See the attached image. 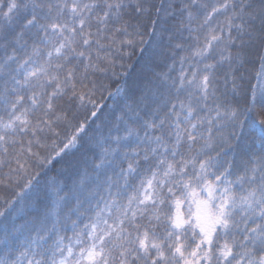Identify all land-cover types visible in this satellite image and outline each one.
Returning <instances> with one entry per match:
<instances>
[{
  "label": "trees",
  "instance_id": "16d2710c",
  "mask_svg": "<svg viewBox=\"0 0 264 264\" xmlns=\"http://www.w3.org/2000/svg\"><path fill=\"white\" fill-rule=\"evenodd\" d=\"M61 259L264 264V0H0V264Z\"/></svg>",
  "mask_w": 264,
  "mask_h": 264
},
{
  "label": "rangeland",
  "instance_id": "374dc122",
  "mask_svg": "<svg viewBox=\"0 0 264 264\" xmlns=\"http://www.w3.org/2000/svg\"><path fill=\"white\" fill-rule=\"evenodd\" d=\"M149 193H150L149 186H145L141 194L144 200L148 199ZM190 209L192 210V215L195 218V223L199 226L201 232H203L207 236H210V233L212 232L213 229V216L210 213V208L207 204V201L206 200L203 201L202 199L196 200L194 198V200H192ZM177 211L178 210L176 209V213ZM182 223L183 221L181 217L177 215L175 219L176 227L180 226ZM96 254H97V243L96 244L94 243L86 252L84 258H86L87 260H93ZM58 264H65L64 259H61ZM185 264H189V263L186 262Z\"/></svg>",
  "mask_w": 264,
  "mask_h": 264
}]
</instances>
